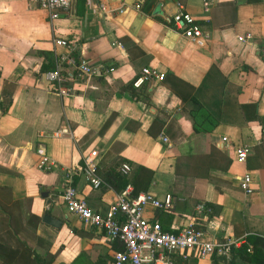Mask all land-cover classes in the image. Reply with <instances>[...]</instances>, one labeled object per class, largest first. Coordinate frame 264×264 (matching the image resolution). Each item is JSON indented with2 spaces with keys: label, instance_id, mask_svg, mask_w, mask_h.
Here are the masks:
<instances>
[{
  "label": "crops",
  "instance_id": "0c3cea01",
  "mask_svg": "<svg viewBox=\"0 0 264 264\" xmlns=\"http://www.w3.org/2000/svg\"><path fill=\"white\" fill-rule=\"evenodd\" d=\"M145 1L86 0L83 15H69L67 7L51 19L30 0H0V242L14 248L11 230L30 235L36 225L34 247L46 260L52 256L51 264H107L122 246L69 214L61 194L71 184L104 215L123 191L110 183L121 161L153 172L145 193L171 195L170 210H144L163 231L178 233L195 221L210 241L246 244L249 254L254 240L264 239V0H157L150 14L139 10ZM179 11L199 24L201 45L174 30ZM57 39L71 43L75 59L113 71L69 81L73 94L59 97L44 77L69 54ZM145 68L163 81L133 87L134 97L127 85ZM246 105H256L259 121L248 120L254 113ZM239 146L249 150L244 163L234 159ZM89 152L103 181L98 189L82 174ZM191 155L209 156L210 166L184 171ZM44 156L49 170L40 168ZM245 173L249 196L239 187ZM202 205L209 212L198 211ZM44 214L61 227L43 224Z\"/></svg>",
  "mask_w": 264,
  "mask_h": 264
},
{
  "label": "built area",
  "instance_id": "2783aa9c",
  "mask_svg": "<svg viewBox=\"0 0 264 264\" xmlns=\"http://www.w3.org/2000/svg\"><path fill=\"white\" fill-rule=\"evenodd\" d=\"M71 1L30 0L38 9L46 11L51 19L57 18V12L69 7ZM203 6L204 11L208 12L209 3L205 2ZM172 23L175 31L199 45L202 44L204 37L201 28L189 13L179 11L173 15ZM238 41L245 42L246 39L239 37ZM55 45L69 50V54L58 60L57 69L44 75L53 92L59 97H68L73 94V89L68 86L69 81H86L113 71L112 68L97 67L86 58L75 59L72 56L71 43L65 39H57ZM62 64L72 68L73 74H63ZM153 79L163 81V76L150 68H145L133 80L132 86L137 89ZM64 133H67L66 129L54 135ZM161 141L164 144L169 142L166 137H163ZM248 151L247 147H236L234 159L244 163ZM51 167V162L44 156L41 159L40 168L49 170ZM128 170L127 165H122L121 173L126 174ZM82 174L87 184L93 189L103 185L97 173V160L92 152L83 157ZM251 183L252 177L249 173H245L239 181L240 189L247 196L253 193ZM131 191V187L126 186L104 215L93 212L71 184L65 186L61 194L69 214L77 217L83 224L103 231L109 242H118L122 246L123 250L113 253L111 261L107 264H176L174 257L187 261L191 258L199 260L213 256L225 258L230 256L231 248L235 245L227 241H210L206 234L197 228L195 221L184 226L178 233H170L163 231L158 223L144 217V210L148 206L163 211L170 210L171 195L167 194L162 199H156L150 194L140 193L132 197ZM198 211L209 212V209L202 205L198 207Z\"/></svg>",
  "mask_w": 264,
  "mask_h": 264
},
{
  "label": "trees",
  "instance_id": "16d2710c",
  "mask_svg": "<svg viewBox=\"0 0 264 264\" xmlns=\"http://www.w3.org/2000/svg\"><path fill=\"white\" fill-rule=\"evenodd\" d=\"M157 0H146L142 5H139V10L145 14H150L152 12V9L155 5ZM86 4V0H72L69 7H68V14L69 15H78L81 16L84 13V6ZM109 69L108 67H104ZM131 81L127 88L130 90L132 96L136 97L134 88L132 86ZM194 106L196 105V109L199 110L201 106L193 100ZM242 109L246 112H252L253 115L249 117L248 120L253 121H259V117L256 114V105H246L243 106ZM209 156L203 157V156H196L191 155L187 157V170L189 172L188 166H193L200 169V166H210V163H208ZM180 162V159H177V175H180L182 172L178 171V163ZM182 162V161H181ZM127 165L129 170L126 172V174L121 173V167L122 165ZM191 167V168H193ZM227 168V166L224 168V170ZM153 176V172L138 166L133 165L130 163H126L124 161H121L118 165H116L113 180H111L110 183H112L113 187L117 190H124L126 186H130L131 196L136 197L140 193H145L149 185L151 183ZM122 192V191H121ZM2 213H6V210H2ZM18 224L17 218L15 217V226ZM10 227V226H9ZM35 228L36 225L32 228V234L28 235L27 233L24 234L22 232H19L18 227L16 226V229H10L12 237L16 240V246L13 248L8 243H5L3 241L0 242V264H51L53 257L49 256V258L46 260L43 256H41L34 246H39L40 238L35 235ZM31 240V241H30ZM32 244V245H29ZM258 245H264V239L256 238L254 240V250L253 253L249 254L247 252L248 246L246 244L241 245L240 247H232L228 264H261L259 262V259H264V254L261 252V248L258 249ZM116 250H121V247H117ZM263 254V255H262ZM192 259V258H191ZM189 260V259H188ZM187 260V261H188ZM187 261H180L179 264H184ZM71 264H74L72 262Z\"/></svg>",
  "mask_w": 264,
  "mask_h": 264
},
{
  "label": "water",
  "instance_id": "95a60500",
  "mask_svg": "<svg viewBox=\"0 0 264 264\" xmlns=\"http://www.w3.org/2000/svg\"><path fill=\"white\" fill-rule=\"evenodd\" d=\"M42 223L54 229H59L61 227V222H59L57 219L53 218L49 214L43 215Z\"/></svg>",
  "mask_w": 264,
  "mask_h": 264
}]
</instances>
